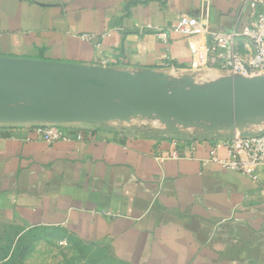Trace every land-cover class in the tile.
Returning <instances> with one entry per match:
<instances>
[{
  "label": "crops",
  "instance_id": "obj_1",
  "mask_svg": "<svg viewBox=\"0 0 264 264\" xmlns=\"http://www.w3.org/2000/svg\"><path fill=\"white\" fill-rule=\"evenodd\" d=\"M180 15L227 32L251 10L241 0H0V56L186 69L188 40L156 34ZM134 119L81 123V139L52 144L31 125L0 123V226L62 228L124 264H264V171L256 182L211 156L227 158L238 131L173 134Z\"/></svg>",
  "mask_w": 264,
  "mask_h": 264
},
{
  "label": "water",
  "instance_id": "obj_2",
  "mask_svg": "<svg viewBox=\"0 0 264 264\" xmlns=\"http://www.w3.org/2000/svg\"><path fill=\"white\" fill-rule=\"evenodd\" d=\"M169 72L0 56V123L110 124L142 117L178 134L177 125L242 132L264 121V74L199 85L187 75L171 81Z\"/></svg>",
  "mask_w": 264,
  "mask_h": 264
},
{
  "label": "built area",
  "instance_id": "obj_3",
  "mask_svg": "<svg viewBox=\"0 0 264 264\" xmlns=\"http://www.w3.org/2000/svg\"><path fill=\"white\" fill-rule=\"evenodd\" d=\"M248 3L251 15L244 27L227 32L214 31L205 19L189 15H180L167 30H157L159 38L166 41L170 34H177L188 40L191 64L186 69H176L171 63L163 66L168 71L186 73H217L214 81L221 77L251 78L264 74V0H241ZM152 28L147 25V29ZM87 40L92 37L84 35ZM239 46L247 53L240 52ZM105 63V62H104ZM81 123H33L35 132L47 144L58 141H71L73 136L81 139L78 133L73 135ZM229 156L221 159L216 151L211 152L212 160L227 170L235 171L254 181H259L264 171V127L251 133H236L225 142ZM172 157H178L174 153ZM162 158V157H161Z\"/></svg>",
  "mask_w": 264,
  "mask_h": 264
},
{
  "label": "rangeland",
  "instance_id": "obj_4",
  "mask_svg": "<svg viewBox=\"0 0 264 264\" xmlns=\"http://www.w3.org/2000/svg\"><path fill=\"white\" fill-rule=\"evenodd\" d=\"M195 76L200 73L170 71ZM208 83L202 82V85ZM139 119V120H138ZM156 118H135L142 124ZM159 123V126H162ZM254 127V126H253ZM0 264H124L107 248L90 245L69 235L62 228H34L0 226Z\"/></svg>",
  "mask_w": 264,
  "mask_h": 264
},
{
  "label": "bare ground",
  "instance_id": "obj_5",
  "mask_svg": "<svg viewBox=\"0 0 264 264\" xmlns=\"http://www.w3.org/2000/svg\"><path fill=\"white\" fill-rule=\"evenodd\" d=\"M218 74L217 73H205V74H199V75H195L192 77L193 81L196 83V84H199L201 85L202 82H206L208 80H212L215 78V76H217ZM182 76L180 73H170L169 74V78L171 81H179L182 79ZM139 120V119H138ZM157 124L159 125L158 121H157ZM261 124H264V121L260 122L259 124H257L255 126L256 129H261V128H257L258 125H261Z\"/></svg>",
  "mask_w": 264,
  "mask_h": 264
}]
</instances>
